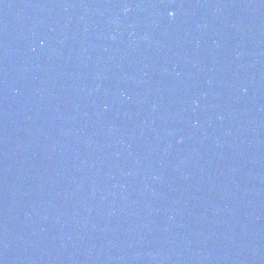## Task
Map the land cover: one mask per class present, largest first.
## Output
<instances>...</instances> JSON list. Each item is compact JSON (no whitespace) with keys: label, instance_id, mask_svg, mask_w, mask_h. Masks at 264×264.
<instances>
[{"label":"water","instance_id":"1","mask_svg":"<svg viewBox=\"0 0 264 264\" xmlns=\"http://www.w3.org/2000/svg\"><path fill=\"white\" fill-rule=\"evenodd\" d=\"M0 264H264V0H0Z\"/></svg>","mask_w":264,"mask_h":264},{"label":"clouds","instance_id":"2","mask_svg":"<svg viewBox=\"0 0 264 264\" xmlns=\"http://www.w3.org/2000/svg\"><path fill=\"white\" fill-rule=\"evenodd\" d=\"M169 15H171V13H169Z\"/></svg>","mask_w":264,"mask_h":264}]
</instances>
